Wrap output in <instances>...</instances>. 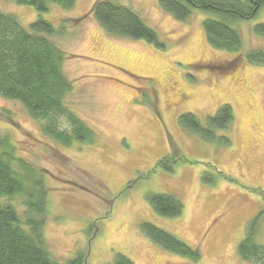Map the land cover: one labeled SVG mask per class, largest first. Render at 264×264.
I'll return each instance as SVG.
<instances>
[{
	"label": "rangeland",
	"instance_id": "rangeland-1",
	"mask_svg": "<svg viewBox=\"0 0 264 264\" xmlns=\"http://www.w3.org/2000/svg\"><path fill=\"white\" fill-rule=\"evenodd\" d=\"M95 1L76 0L69 9L50 3L39 13L0 0V12L25 29L42 17L58 31L44 36L64 56L61 68L72 88L64 104L94 136L58 144L19 102L0 96V136L43 177L42 234L50 257L65 263L83 252L86 264H112L116 254L135 264H260L242 261L238 245L252 226L254 242L264 245V66L245 58L250 50L264 52V36L253 32L264 23V7L229 23L242 41L235 53L206 42L202 22L215 14L193 9L178 21L159 0H111L155 31L163 45L157 47L107 33L91 13ZM223 104L231 106L233 121L215 134L227 136L229 146L205 142L178 124L183 113L205 124ZM58 122L69 130L65 117ZM166 155L177 158L172 171L156 166ZM153 193L179 200L181 214L157 215L148 202ZM8 201L23 213L19 198L0 199ZM142 223L173 234L199 260L152 243Z\"/></svg>",
	"mask_w": 264,
	"mask_h": 264
},
{
	"label": "trees",
	"instance_id": "trees-1",
	"mask_svg": "<svg viewBox=\"0 0 264 264\" xmlns=\"http://www.w3.org/2000/svg\"><path fill=\"white\" fill-rule=\"evenodd\" d=\"M19 5L32 6L37 12L48 10L52 3L62 9L73 7L76 0H11ZM160 8L178 21L190 18L198 9L217 17L203 20L206 42L216 50L238 53L242 48L241 37L229 23L252 18L264 0H159ZM91 13L98 25L114 36L142 39L157 47L163 45L153 29L131 9L111 0H96ZM62 33V31H59ZM256 35L264 36V23L253 27ZM58 31L47 20L38 17L25 29L17 18L0 12V96L19 102L30 118L39 123L41 131L58 144L70 146L72 142H92V130L64 104V97L71 91V83L62 72L63 53L44 35H57ZM247 62L264 66V52L250 50ZM65 117L69 130L58 127V119ZM233 121L232 108L221 105L216 113L207 116L202 124L195 115L183 113L178 124L199 136L203 141L229 146L227 136H216V130H227ZM175 155H166L156 166L172 171ZM220 173V172H218ZM204 181L207 180L206 174ZM46 187L40 171L16 156L10 139L0 136V199L21 201L20 215L8 202H0V264H86V254L78 252L65 263L50 257L42 229L46 213ZM148 202L153 211L162 217H177L182 205L166 194H150ZM143 234L162 249L198 261V252L173 234L150 223L140 225ZM238 255L244 262L264 264V245L254 242L253 226L238 245ZM112 264H135L122 254H116Z\"/></svg>",
	"mask_w": 264,
	"mask_h": 264
},
{
	"label": "water",
	"instance_id": "water-1",
	"mask_svg": "<svg viewBox=\"0 0 264 264\" xmlns=\"http://www.w3.org/2000/svg\"><path fill=\"white\" fill-rule=\"evenodd\" d=\"M248 264H252V263H248Z\"/></svg>",
	"mask_w": 264,
	"mask_h": 264
}]
</instances>
